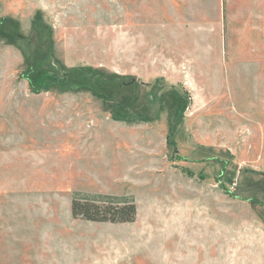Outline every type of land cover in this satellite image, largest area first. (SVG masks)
<instances>
[{"label":"rangeland","instance_id":"obj_1","mask_svg":"<svg viewBox=\"0 0 264 264\" xmlns=\"http://www.w3.org/2000/svg\"><path fill=\"white\" fill-rule=\"evenodd\" d=\"M221 3L0 0L1 172L136 206L0 221V264H264V0ZM62 71L68 89L33 79Z\"/></svg>","mask_w":264,"mask_h":264},{"label":"crops","instance_id":"obj_2","mask_svg":"<svg viewBox=\"0 0 264 264\" xmlns=\"http://www.w3.org/2000/svg\"><path fill=\"white\" fill-rule=\"evenodd\" d=\"M144 1L146 2L147 0ZM195 1L197 0H188L187 3L184 2V4H180L172 0L173 6H175L174 12L179 14V7L186 6H188V8H191V10H189L190 12H196L200 10H197L195 8L192 9L193 6H201V9H203L204 7L205 10L208 11H222L221 0H199L203 1L204 4H194ZM205 1L209 2L208 5H206ZM22 155L23 154H21V156ZM29 155L30 156H24L23 158L31 159L32 157H35V154L34 156L31 154ZM18 158L16 161L19 160ZM27 167L28 168H26L25 170L27 172V175L25 174L24 168H21V175L15 176L14 179L12 177L8 178V174L2 173L0 170V221H13L15 223H18V226L22 229H16L14 232H12L13 234H9L15 237L28 236L27 232L33 231L28 229L36 226V221H47L49 223L47 226L53 229L54 221L56 220L57 207L60 204L59 199H61L62 197H64L67 208L71 215L72 191H65V189L63 188L64 184H59L57 182H62V180L57 179L55 181V177L51 178V180L50 178H46L44 179V183H47V185H45L43 188V185L39 186L41 188H34V178L32 177L33 169L31 168V163H29ZM18 172L19 170H17L16 174ZM7 178L13 180V183H9V181H6ZM11 185H13L14 187H11ZM15 188L16 190H18L17 192H13V189ZM55 188L59 189V192H57ZM18 193L20 195L19 199L17 200V197L14 196H16ZM21 196L23 197L21 198ZM13 197L17 201L12 200ZM43 234L50 237V229H48V231L46 230V232L43 231Z\"/></svg>","mask_w":264,"mask_h":264},{"label":"trees","instance_id":"obj_3","mask_svg":"<svg viewBox=\"0 0 264 264\" xmlns=\"http://www.w3.org/2000/svg\"><path fill=\"white\" fill-rule=\"evenodd\" d=\"M16 35V34H15ZM89 72L84 74V78H88ZM68 72H59L56 74H39L33 76L39 84L48 86L49 84L63 86L64 89L69 88ZM118 106H111L112 118L115 121L131 124L134 120L147 121L146 117L141 115L116 116L115 111ZM170 136V135H169ZM169 140V139H168ZM170 143V142H169ZM71 216L74 220L80 219L92 223H110V224H126L133 223L136 218V206L132 198L114 197L108 195H87L75 192L71 199Z\"/></svg>","mask_w":264,"mask_h":264}]
</instances>
